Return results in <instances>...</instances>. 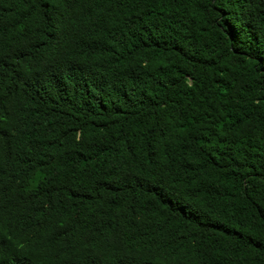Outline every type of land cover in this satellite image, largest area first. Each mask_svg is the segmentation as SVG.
Masks as SVG:
<instances>
[{
    "label": "trees",
    "instance_id": "obj_1",
    "mask_svg": "<svg viewBox=\"0 0 264 264\" xmlns=\"http://www.w3.org/2000/svg\"><path fill=\"white\" fill-rule=\"evenodd\" d=\"M0 264H264V0H0Z\"/></svg>",
    "mask_w": 264,
    "mask_h": 264
}]
</instances>
